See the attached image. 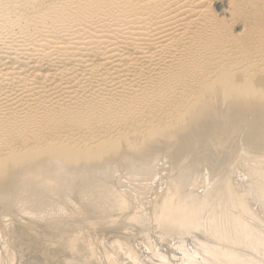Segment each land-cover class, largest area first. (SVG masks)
I'll return each mask as SVG.
<instances>
[{
  "label": "bare ground",
  "instance_id": "1",
  "mask_svg": "<svg viewBox=\"0 0 264 264\" xmlns=\"http://www.w3.org/2000/svg\"><path fill=\"white\" fill-rule=\"evenodd\" d=\"M259 1L241 0L242 10L234 9L233 24L244 22L247 28L241 38L214 25L215 14L205 5L188 10L195 20H180L184 28H212L194 58L190 55L186 71L221 45L249 65L220 66L168 124L148 123L140 132L142 117L133 120L135 112L163 109L168 101L163 79L141 98H125L121 105L127 111L120 115L119 109H108L109 102L84 113L57 110L51 118L47 109L26 112L18 123L17 113L0 117V140L12 142L39 141L37 129L66 120V128L121 122L129 129L95 144L48 141L17 151L13 143L12 151L2 153L0 264H264V73L255 72L264 61V1ZM156 2L145 5L146 15L162 12L164 3ZM237 3L230 0L233 8ZM8 11L0 4L3 17ZM21 61H13L16 69H24ZM178 77L167 86L183 81ZM20 227L41 229L44 236L40 243L28 239L19 245Z\"/></svg>",
  "mask_w": 264,
  "mask_h": 264
},
{
  "label": "rangeland",
  "instance_id": "2",
  "mask_svg": "<svg viewBox=\"0 0 264 264\" xmlns=\"http://www.w3.org/2000/svg\"><path fill=\"white\" fill-rule=\"evenodd\" d=\"M44 1L0 0V4L9 10L8 16L3 17V12L0 13V117L3 120H6V115L8 118L17 113L18 123L26 112L37 113L44 109H47L49 118L54 117L57 110L61 112L63 109L84 113L109 102L108 109H119L117 115H120L127 111L121 104L127 103L125 100L128 97L141 98L156 82L163 79L166 88L164 93L168 95L163 109L158 110L153 106L152 109L135 112L133 117L134 122L142 117L141 126L137 130L143 132L148 123L164 125L175 118L183 111L181 108L194 101V95L202 83L210 81L220 66L237 64L242 70L249 65L240 55L231 54L234 49L221 45L213 55L196 61V66L186 71L185 65L190 55L193 54L194 58L202 47V38L206 35L209 37L212 28L204 27V24L185 28L178 26L181 22L197 18L193 17L194 12L187 13L188 10L205 5L207 10L215 14L216 20L212 22L214 25H224L225 31L241 38L247 28L244 22L233 24L232 20L233 12L241 7V0H237L238 8H233L230 0H183L179 3V0H156L157 6L164 3L159 15L155 10L146 15L145 5L155 0ZM187 2H190L189 8L178 10ZM38 4H41L42 9L35 10ZM17 8H21L22 12L17 14ZM185 18V21H180ZM253 48L260 50L258 44H253ZM255 56H261L260 52ZM15 60H22L24 69H16L13 65ZM255 72L264 73V61L257 63ZM176 74L179 75L177 79L183 81L167 86ZM131 93V96H127ZM96 96L102 100L92 99ZM65 125L37 129L36 136L41 139L35 142L26 138L14 139L12 142L11 138L2 137L0 156L12 150L22 151L20 149L25 146L29 149L31 145L34 148L42 147L48 141L53 145L78 142L95 144L102 139H117L129 131L121 122L111 125L93 123L86 130L79 123L68 128ZM7 140L11 145L4 144ZM20 232L22 242L18 241L19 245L27 243L28 239L40 243L38 239L44 236L38 228L35 232L21 228ZM8 233L15 240L14 231L9 230Z\"/></svg>",
  "mask_w": 264,
  "mask_h": 264
}]
</instances>
